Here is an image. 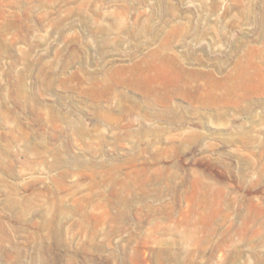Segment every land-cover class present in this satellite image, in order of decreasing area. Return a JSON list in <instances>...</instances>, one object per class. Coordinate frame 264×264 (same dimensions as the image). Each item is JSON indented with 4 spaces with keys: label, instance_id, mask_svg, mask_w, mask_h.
Masks as SVG:
<instances>
[{
    "label": "rangeland",
    "instance_id": "rangeland-1",
    "mask_svg": "<svg viewBox=\"0 0 264 264\" xmlns=\"http://www.w3.org/2000/svg\"><path fill=\"white\" fill-rule=\"evenodd\" d=\"M0 264H264V0H0Z\"/></svg>",
    "mask_w": 264,
    "mask_h": 264
}]
</instances>
